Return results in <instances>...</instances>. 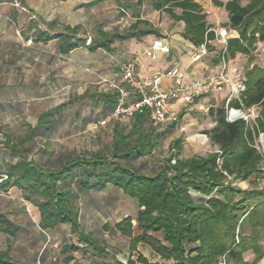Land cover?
<instances>
[{
    "label": "trees",
    "instance_id": "obj_1",
    "mask_svg": "<svg viewBox=\"0 0 264 264\" xmlns=\"http://www.w3.org/2000/svg\"><path fill=\"white\" fill-rule=\"evenodd\" d=\"M101 2L95 0L80 7L89 9ZM114 2L123 12L146 4L173 21L182 22V38L196 48L206 43L210 50L215 41V33L197 0ZM20 3L24 5L23 0ZM214 5L224 8L228 16L224 26L238 34L226 41L216 64L237 55L249 57L258 43H264V0H229L225 4L214 0ZM137 12L132 14L135 22L122 32H106L97 26L88 43L77 38L79 26H65L60 34L51 36L49 26L41 30L31 22L27 28L31 35L25 31L21 35L34 44L46 45L56 40L63 56L80 47L114 53L116 42L149 35L161 37ZM241 84L244 89L237 96L208 110L214 126L204 135L215 151L204 157L183 158V140L177 138L170 143L168 156L151 170H146L148 160L175 122L155 125L147 111L129 117L127 125L113 122L110 143L93 152L54 154L50 150L51 137L70 101L40 113L35 125H27L21 136L0 128V149L16 159L0 175V190L20 191L23 199L38 209L42 231L61 225L69 227L75 242L62 246V264L73 262L75 254L110 259L107 244L84 232L80 224L81 196L107 189L119 190L137 207L135 219L124 218L113 227L128 240L127 264H259L264 259V187H259L264 180V156L256 141L264 134V67H250ZM78 100H88L99 108L103 121L113 115L118 93L85 92ZM252 108L259 109L252 123L227 120L230 109ZM39 141L44 145L39 158L28 157L29 149ZM240 183L249 187L241 189ZM0 227L8 239L18 233V228L2 216ZM103 230L108 227L104 225ZM139 246L147 248L157 261L152 263L139 253ZM10 248L8 240L6 249L0 251V264H20L10 257ZM246 254L252 255L251 260H245Z\"/></svg>",
    "mask_w": 264,
    "mask_h": 264
},
{
    "label": "crops",
    "instance_id": "obj_2",
    "mask_svg": "<svg viewBox=\"0 0 264 264\" xmlns=\"http://www.w3.org/2000/svg\"><path fill=\"white\" fill-rule=\"evenodd\" d=\"M40 1L43 2L41 4H44V10H40L41 4L29 3L27 0L23 2L29 11L32 12V16L35 19L45 20L44 30L49 26L51 36H54L60 34L65 26H79L81 30L84 27L80 20L82 11L90 12L100 5L111 3L112 0H103L100 4L89 9L81 8L80 6L95 0H56L55 2L47 0L50 3H46L44 0ZM228 1L218 2L225 4ZM197 2L204 13H206L208 25L212 27V30H215V26L212 25H217V20L213 17H207L210 15V11L202 4V0H197ZM13 7L12 1L0 0V79L5 73H8L10 78V82L6 85L1 84L0 81V128L6 132L12 133L14 126L20 128L26 125H35L40 113L65 102L71 94L76 93L79 98L85 92L90 94L107 92L109 89L106 82L122 83L119 66L126 61L131 60L135 63L136 75L139 80L150 79L157 74L163 73L171 68L174 63L178 64L185 72L187 83L217 80L221 72L219 63L216 65L210 63L208 59L209 50L205 57L197 62H192L191 56L197 48L182 38L184 24L175 22L166 14L152 9L153 17L157 15L159 18L160 14L166 15L180 29L168 32L160 23H155L151 19L152 17L149 18L148 15H145L144 11H138L140 19L147 21L159 32L161 37L149 35L139 40L131 39L125 42H116L113 45L114 53H107L101 49L91 52L87 47H80L63 56L59 54L57 47L55 59H51L48 53L41 50L50 44L58 46L57 41L52 40L46 45L35 44L44 53V56L40 54V56L37 55L34 58L33 49L26 46L27 40L21 35L24 30H21L20 34L19 32L16 34L14 32L17 10ZM216 8L222 10L221 23L225 25L228 22L227 12L222 7ZM135 20L131 16L130 24L134 23ZM86 24L93 29L92 35L90 34L88 38L90 41L95 36L96 27L101 26V23L97 25L95 21H92L86 22ZM101 27L104 31L109 32L103 26ZM228 30L231 38L238 37L236 31ZM31 33L32 31L27 32V35L30 36ZM79 33L77 38L83 39L79 36ZM156 39L162 40L169 47L170 52L168 54L152 51V45ZM123 43H126V45H123ZM120 45L123 47L122 51H119L118 47ZM149 51L152 52L153 57L146 55ZM38 59H41V63L43 60L46 61V63L44 62L45 68L39 76L35 74L33 69ZM232 61H229V64ZM50 62H54L52 64H55L56 67L62 65V70L56 73L53 70H49ZM18 70H21L19 75L17 74ZM224 75L231 83L232 76L229 73H224ZM5 76L7 77V75ZM160 85L164 90H169L173 87L172 81L166 78L161 80ZM228 86L227 84L224 86L226 88L225 91L228 90ZM235 95L234 93L230 94L229 98L235 97ZM202 101H206V98L202 99ZM181 106L185 105L173 103L170 110L175 113ZM209 107L215 106L209 105ZM194 108L203 109L204 106L198 103ZM15 161L16 159L7 154L4 149H0V175L7 164ZM126 201H130L135 206V216L131 217L130 214L120 212V204ZM136 214L137 207L135 203L119 190L107 189L103 192H91L82 195L80 200L81 228L84 232L94 235L107 244L110 259L103 261L97 258L81 256L78 259V254H75V260L70 264H116V262L120 264H125L126 262L127 264L129 258L128 240L121 237L113 230V227L124 218L135 219ZM0 216L18 228L17 235L13 239H8L1 232L0 227V251L6 249L7 241L10 240V257L20 264H62V257H60L62 246L75 241L74 237L70 236L69 227L66 225H61L55 230L42 231L39 227L40 216L38 209L25 201L21 192L15 188H9L6 191L0 190ZM104 225L108 227L107 231L103 230ZM133 225H135V221H133ZM138 252L152 263L157 261L145 247L139 246ZM251 258L252 255L249 254L245 260H251ZM259 264H264V259Z\"/></svg>",
    "mask_w": 264,
    "mask_h": 264
},
{
    "label": "rangeland",
    "instance_id": "obj_3",
    "mask_svg": "<svg viewBox=\"0 0 264 264\" xmlns=\"http://www.w3.org/2000/svg\"><path fill=\"white\" fill-rule=\"evenodd\" d=\"M8 1V0H5ZM12 1L13 8L17 10L16 12V22L14 26L15 34L17 32H21V30L26 31L29 24L31 22L35 23L38 28L41 30L45 29V20L34 18L32 16V12L23 4L20 3L21 0H10ZM24 1V0H23ZM29 3H38L41 4L40 0H27ZM46 3H50L47 0H44ZM54 2L56 0H53ZM87 1V0H80ZM124 1V0H122ZM127 2L135 3L136 0H126ZM224 1V0H217ZM15 4L17 6H15ZM202 4L207 7L206 9L210 11V15L207 16L209 18H215L217 20V25L215 26V30L226 28L222 20V10L218 9L214 6V0H202ZM42 5V7H41ZM40 5V10H44V4ZM65 8V7H64ZM56 9V8H55ZM135 11H144L145 15H148L155 23L158 22L163 26L168 32L176 31L180 29L178 25H176L173 21H171L166 15L160 14L159 18L157 15L153 17L150 7L146 4L142 6L129 9L127 11H122L116 6L114 0L105 5H100L95 9L89 11H82V15L80 17L81 22L84 24V27L80 30V37L84 40H88L89 35L92 33L93 29L90 25L86 24V22L95 21L97 25L101 23V26L104 27L105 30L109 32L124 31L131 22V16ZM89 12V13H88ZM82 24V25H83ZM91 29V30H90ZM228 29V28H227ZM92 35V34H91ZM28 48H32L34 58L37 55L44 56L37 46L34 43L27 45ZM126 45V43H123ZM119 51H122L123 47L120 45ZM210 54L208 59L212 65H216L215 61L218 60L220 55V50L222 49V45L217 42H212L210 45ZM41 50H44L49 54L51 59H55L54 56H57V46L54 44H50L46 47H43ZM44 59V57H43ZM231 61V60H229ZM227 62V69L225 70V74L229 73L231 77L230 85L233 88L236 87L239 83H241L243 74L246 70H248L253 65L264 67V43H258L255 51L249 57H245L242 55H237L235 59L229 64ZM45 60L41 63V59H38L36 64H34L33 69L35 74L40 75L41 71L45 68ZM51 63V62H50ZM49 63V70H53L54 73L62 70V65L56 67L55 64ZM220 64V63H219ZM46 66H48L46 64ZM21 70H18L17 74L19 75ZM7 75V77L5 76ZM2 75L0 79L1 84H8L10 82V78L8 77V73ZM226 84L221 85V90L219 91H210L203 93L199 96H194L192 98V103L187 104L185 106H181L178 110H176L175 115L177 117V121L175 122L174 128L171 130L167 136L160 142V145L154 151L151 158L148 160L146 170H151L154 166L158 165L159 161L162 158H165L169 154V145L170 143L177 139L181 138L183 140V158H190L192 156H206L207 154L216 150V147L211 144V142L204 135L205 131L210 130L214 125L212 123V118L208 115L209 105L217 106L223 101H227L230 97L229 87L227 91H225ZM237 96V93L234 92ZM206 98V101H202V99ZM233 98V97H232ZM61 99V98H60ZM78 96L76 93L69 95L65 102L70 101L66 104V107L63 110L62 115L59 118L57 128L55 129L54 135L51 137V149L54 151V154L60 152H74V153H83V152H93L100 151L104 148V146L108 145L111 140V129L113 122H119L122 125L128 124V117L126 116H118L111 118L106 124L102 126H97L101 119V113L99 108H95L92 106L91 102L88 100H78ZM130 101V98L127 99ZM198 103L203 104V109H195L194 106ZM258 108H252L246 111H240L242 117L246 118V122L252 123V121L256 118L258 114ZM86 121V122H85ZM90 122V123H88ZM169 124V123H167ZM27 126V125H26ZM26 126L17 127L14 126L12 128V133L16 136H21L25 130ZM3 138L0 137V142ZM43 142L39 141L35 147L30 148L28 157L32 159H38L40 156V150L43 149ZM256 146L260 153L264 156V134L260 135L258 140L256 141ZM264 166V162H263ZM238 186L241 189H247L249 186L247 183H240ZM259 187H264V180L260 182ZM129 199V198H128ZM131 200V199H129ZM132 201V200H131ZM133 202V201H132ZM120 212L130 214L131 217L135 216V206L130 202H122L120 204ZM75 240V238H74ZM75 242V241H74ZM249 254L245 255L247 258ZM80 255L78 254V259ZM135 259V257H132ZM126 264V262H125ZM159 264H171L170 262H159Z\"/></svg>",
    "mask_w": 264,
    "mask_h": 264
},
{
    "label": "built area",
    "instance_id": "obj_4",
    "mask_svg": "<svg viewBox=\"0 0 264 264\" xmlns=\"http://www.w3.org/2000/svg\"><path fill=\"white\" fill-rule=\"evenodd\" d=\"M15 6L17 5L15 4ZM212 31L215 33V42L221 44L223 48L222 50H225L226 41L231 38L230 31L227 28ZM26 43L27 45H30L31 41H27ZM152 51H157L160 54H168L170 49L162 40L156 39L153 42ZM207 53V44L200 45L191 56L192 62L199 61L205 57ZM146 55L153 57V54L150 51L147 52ZM220 66L221 72L217 80L187 83L185 80V72L176 63L163 73L157 74L150 79L139 80L136 75L135 63L131 60L123 62L119 66L122 83L114 81L106 82L109 90L118 93V105L113 115L98 122L97 126L104 125L109 119L114 117L126 116L129 118L135 113H141L143 111L148 112L150 120L155 125L162 126L177 121L175 113L170 110L173 103H181L184 105L190 104L192 103V98L194 96H199L210 91H219L221 90L222 84H228L231 86L230 92L232 93L236 92L238 94L243 91L244 87L241 83L233 88L225 78L224 73L227 67V62L224 59L220 61ZM163 78L172 81L173 87L171 89H162L160 82ZM128 98H130V101H127ZM238 119L246 121V118L241 116L240 111L234 109L228 110L227 120L229 122H234Z\"/></svg>",
    "mask_w": 264,
    "mask_h": 264
}]
</instances>
